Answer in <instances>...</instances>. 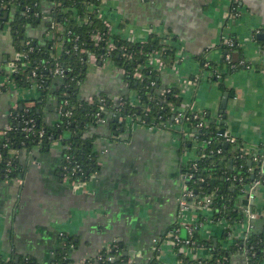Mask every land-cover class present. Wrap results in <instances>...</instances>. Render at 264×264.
<instances>
[{"label":"crops","instance_id":"0c3cea01","mask_svg":"<svg viewBox=\"0 0 264 264\" xmlns=\"http://www.w3.org/2000/svg\"><path fill=\"white\" fill-rule=\"evenodd\" d=\"M105 1L104 16L123 39L144 43L154 34L176 49L177 59L184 58L175 69L168 67L162 74L165 87L179 89L183 79L201 76L195 85L184 86L182 109L207 115L208 122H223L221 129L250 152L264 149V0ZM235 3L236 18L230 17ZM46 9L50 15V6ZM4 12L0 0V15L6 21L0 25V137L10 125L11 112L24 103L39 105L42 123L55 128L61 117L58 98L51 93L54 91L37 103L39 94L34 88L18 87L11 81V63L17 50L10 26L16 16L7 12L4 18ZM46 29L41 24L28 27L27 34L45 43ZM224 38L238 42L246 67L228 73L224 64L223 78L217 80L203 70L196 56L203 54L206 61L220 67ZM124 76L114 63L92 65L81 87L83 100L98 96L108 100L104 122L87 131L97 164L84 187L75 189L64 179L60 142H52L47 151H14L19 175L0 177V256L5 260L28 257L36 264H54L69 236L76 243L65 251L71 264H99L97 256L109 245H117L121 254H127V258L122 255L123 264H183L169 232L173 226L197 220L191 208L180 210L178 197L187 184L183 166L198 160L203 144L195 141L191 149H183L182 133L174 124L149 128L131 122L122 130V117L115 122V113L120 112L125 97L136 101V93ZM225 92L233 95L226 112L221 113ZM254 210L259 216L247 233L240 228L233 237L219 240L221 246L233 240L225 248L230 264H250L247 252L236 244L240 236L264 234V185L258 188ZM207 223L200 229L202 240L221 236L224 229L219 223ZM262 247L264 251V244ZM191 250L194 259L212 257L208 247Z\"/></svg>","mask_w":264,"mask_h":264},{"label":"trees","instance_id":"16d2710c","mask_svg":"<svg viewBox=\"0 0 264 264\" xmlns=\"http://www.w3.org/2000/svg\"><path fill=\"white\" fill-rule=\"evenodd\" d=\"M5 3L8 0H1ZM63 7L60 8L58 18L63 26L64 40V52L62 53V66L65 69V74L62 78L53 81L51 78L53 64L50 57L51 42L39 43L38 40L29 37L27 34L28 27H38L40 25L39 17L35 16L36 11L41 10L42 0H15V6L18 8L15 14V20L11 22V31L14 37L17 53H26L28 59L24 62L19 61L17 64L21 68L23 64H26L25 70H20L19 73H14L11 76V81L18 87L31 88L33 83H37L39 90V97L35 102L39 103L47 93L52 90L58 98V105L62 103L64 99H68L70 102V109L72 111V118L70 122L66 118H61L59 126L55 128H48L42 123L40 113L38 112L39 105L30 107L27 104H23L13 113L10 117L11 131L5 132L0 137V154L2 160L0 162V177L5 176L10 179L16 178L19 171V162L16 157H13V153L18 149H25L31 151L37 149L38 138L35 134L24 133V121L27 119H33L36 124V129L41 126L44 128L46 137L42 140L40 151L49 150V146L53 141L58 139V136H62L64 148L70 145V149L63 150L64 154L69 155L72 159L67 164L71 167L74 163H78L83 171V176L89 178V174L92 170H96L97 155L94 151L92 139L87 136V131L93 125H97L98 118L96 113L101 105V99L104 97L94 98L95 104L89 105L87 100L81 98V87L84 84L87 72H88V54L81 53L80 49H86L88 52L94 53L97 57L102 58L107 56V47L104 42H101L98 46H95L91 40V35L95 33L105 34L106 28L101 19L97 17L96 7L99 6L101 0H62ZM9 3V2H8ZM29 4L32 7V11L29 16H23L25 5ZM35 4H38L37 6ZM96 6L94 10H91V6ZM70 8H74L75 12ZM233 8H237V4H233ZM11 9V8H10ZM234 10L232 13H235ZM80 18L87 17L89 23L79 25L75 16ZM4 22L0 15V25ZM79 37L78 41L75 39ZM113 41L118 47L125 46L131 55V58L123 56L122 52L115 50L110 52L108 57L114 62L118 68H124L127 73L124 76L128 87L137 94L139 98V104H134L129 98L122 99L123 106L119 108L123 113V117H130L134 124L140 123L148 127L164 128L174 124V118L180 113L188 115L189 110L181 108L179 89L171 88V92L165 95L162 91L166 89L163 84V75L157 74L155 70L148 67L142 70L143 79L138 80L134 78L133 73L138 65L146 64L149 55L153 52H160L161 58L167 65H172L176 59V49L172 46L163 44L161 38L157 35H150L148 40L144 44L123 42L118 36H112ZM176 38H173V41ZM28 40L32 43L30 46L26 44ZM234 40L233 46H228L224 43L221 44L224 50V60L220 67L217 64H209L207 69L204 68L206 58L203 54L196 56L204 71L213 74L217 69L221 70L224 67L227 72L236 71L242 67H246V64L242 65L243 60L240 54V46L238 42ZM264 44V43H263ZM264 46V45H263ZM32 50H31V49ZM236 52H238L236 54ZM230 55V61H226V55ZM239 54V55H238ZM36 72L37 76L33 77L32 72ZM225 75V74H224ZM215 76V75H214ZM215 78V77H213ZM154 81L155 85H151ZM52 82V83H51ZM223 85V84H221ZM226 91V89L223 87ZM108 103V100L104 102V105ZM150 108L149 112H146V108ZM102 117H105V111H101ZM205 121H208L207 115L202 116ZM200 120L183 121L182 125L188 130V132L182 133V147L183 149H191L194 146L193 141L207 140L211 144L210 146L202 150V155L205 157L198 161V172L196 178L187 184V187L199 196H213L214 201L212 204V210L214 212L215 219H225L229 226L234 225L243 217V211L240 206L237 205L236 200L242 194L241 189L247 184H251L254 180H261L264 182V169L261 163L254 162L249 157L239 158V152L234 149L232 144H227L220 129L225 125L223 122L220 124L216 122H208L209 127L204 129L197 128V124ZM119 127V126H118ZM127 127L126 124L121 123L120 128L124 130ZM52 136L53 139L49 140L48 137ZM227 144V147H226ZM221 150V153H218ZM213 152V153H211ZM61 160L64 163L63 154ZM9 161L13 163L9 166ZM251 162V165H249ZM191 164L183 166V172H188ZM10 169L11 172H7ZM204 217L193 225V246L192 249L204 246L208 247L211 251L212 257L210 259L201 258V264H230V253L220 244L215 246L211 240H202L199 234L201 222H204ZM226 227L221 236L214 238L221 239L227 238L230 233V228ZM177 226H173L170 230H175ZM170 233V232H169ZM184 237V236H183ZM74 238L67 237L64 241V246L61 252L58 254L54 264H71L72 261L68 259L65 251L75 245ZM240 245L242 251L247 252L250 258V264H260L264 259V251L262 245L264 244V234L260 237L250 236L245 241L240 240L236 243ZM177 253L179 247H175ZM179 257L183 264H196L195 261L190 258H186L180 253ZM113 257L117 258L116 264H123L119 261L122 257L121 251L115 250L110 253ZM99 264H106L105 260L98 261ZM89 263V262H88ZM87 263V264H88ZM90 263H94L93 261ZM0 264H36L34 260L28 257H20L19 261L15 260L6 261L0 256Z\"/></svg>","mask_w":264,"mask_h":264},{"label":"built area","instance_id":"2783aa9c","mask_svg":"<svg viewBox=\"0 0 264 264\" xmlns=\"http://www.w3.org/2000/svg\"><path fill=\"white\" fill-rule=\"evenodd\" d=\"M236 1V0H234ZM9 2V3H8ZM7 3L1 1V7L3 10L9 12V13H14L16 14V11L18 10V8L15 6V0H8ZM105 0H101V3L99 4L98 7L92 5L91 6V10H94L96 7V12H97V17L99 19L102 20L105 28H106V32L105 34L102 33H95L93 35H91V40L94 42L95 46H98L101 42H104L108 51H107V56L99 58L97 57L94 53L88 52L86 49H80L81 53H87L88 54V68L91 67L92 65H98L100 64L102 67H105L107 64L114 63L109 57L108 55L110 54V52H113L115 50H118L122 52L123 56L131 58L130 53L128 52V49L125 46H120L118 47L117 44L113 41L112 36H118L120 38L121 41L123 42H132V43H136L132 40H127V39H123L120 35V33H116L115 31H113V25L110 19H107L104 16V7H105ZM36 6L38 4H35ZM47 6H50V10L49 13L50 15L46 14L47 11ZM63 7V1L62 0H42L41 2V10L42 13H40V11H36L35 12V16L39 19L40 24L41 25H46L47 29H46V33H45V43L47 42H51L52 46L50 47V57L52 60V64H53V70H52V75L51 78L53 79V81L58 80L59 78H62L65 74V69L62 66V53L64 52L63 48H64V36H63V26L59 21L58 18V13L60 11V8ZM11 8V9H10ZM32 7L27 4L25 5L24 8V12L22 13L23 16L28 17L29 13L32 11ZM71 11L75 12L74 8H70ZM234 10H236V8H233V5L230 7V17H238L239 13L236 10L235 13H232ZM75 20H77V23L79 25H84L89 23V21L87 20V17H83L80 18L79 16H75ZM79 37H77L75 39V41H78ZM147 42V41H146ZM144 42V43H146ZM32 43L31 40H28L26 42V44L28 46H30V44ZM44 43V44H45ZM144 43H140V44H144ZM224 44L228 45V46H233L234 45V40L231 38H224ZM164 44V43H163ZM31 49V48H30ZM32 50V49H31ZM178 56H176V59L174 61V63L172 65H167L166 63H164L163 59L161 58V53L160 52H153L149 55V58L146 62V64L144 65H138L136 70L133 73L134 78L138 79V80H142L143 77V72L142 70L146 67L155 70L159 75H162L168 67H173L175 65H177L179 62H182L184 60V58L181 56L179 59H177ZM26 59H28V55L24 52L22 53H17L16 57L14 59V61L11 63V68H12V73H19L20 70H25L26 69V64H23L22 67L20 68L19 65L17 64V62L19 61H25ZM226 61H230V55L227 54L225 57ZM210 62H206L204 65V68L207 69L209 67ZM241 64L244 65L246 64L245 61H241ZM203 68V69H204ZM175 69V68H174ZM118 70L123 73L124 75L127 73V71L124 68H118ZM215 75V76H214ZM32 76L36 77L37 73L34 71L32 72ZM213 77H215L217 80H221L223 78V74L221 72V70L217 69L213 74ZM199 78H201V76H197L196 80H189V79H183L182 80V85L179 88V92L180 93H185V88L184 86H187V84H193L195 85L197 82H199ZM52 83V82H51ZM151 85H155V82L152 81ZM31 88H34L37 92L39 90L38 84L37 83H33ZM171 92V88H166L162 91V94L165 95L167 93ZM179 93V96L182 95ZM39 94V93H38ZM136 101L134 104H139V98L137 97L136 94ZM106 98H102L101 99V105L99 107L98 112L96 113V116L98 118V123L100 122H104V118L102 117L101 111H105V105L104 102H106ZM87 102L89 103V105H93L95 104V100H87ZM124 103L121 102V106H123ZM70 102L68 99H64L62 101L61 104H59L58 107V114L60 115L61 118H66L68 120V122H70L71 118H72V111L70 109ZM18 109V108H17ZM16 109V110H17ZM15 110V111H16ZM184 110H188V109H184ZM11 112L10 117L13 115V113L15 112ZM150 108H146V112H149ZM189 114L186 115L184 113H180L178 114V116H176L174 118V125H176L177 127H179L180 132H188V130H186L184 128V125H182L183 121H190V120H200L197 124V128L199 129H204V128H208L209 127V123L208 121H205L204 118H202V116H204L203 114L199 113V112H194L192 109L189 110ZM122 122L126 121L129 123L132 122V119L130 117H122L121 118ZM173 125V126H174ZM167 127V126H166ZM149 128H154V127H149ZM12 128L10 125L7 126L5 132L11 131ZM24 133L26 134H35L36 138H38V145H37V149L41 148V144H42V140L46 137V133L44 128L41 126L39 129H36V124L35 121L31 118V119H27L24 121V127H23ZM5 134V133H4ZM3 134V135H4ZM224 140L227 144H232L234 146V149L236 151L239 152V158H246L249 157L251 160H253L254 162H259L262 165V168L264 169V149L262 150H257L255 152H250L246 149V145L244 143H242L241 141H239L236 137L232 136L231 134H229L228 132H225L223 135ZM49 140H52L53 137L50 136L48 137ZM62 140H64V138L62 136H58V139L54 142H60L62 144V150H64L66 148L70 149V145L66 146L64 148ZM195 143V141H193ZM202 149L205 150L210 146V142L207 140L202 141ZM35 150V149H34ZM63 152V151H62ZM213 153V152H211ZM218 153H221V150H218ZM63 154V158H64V163L62 162L61 165V170L62 173L64 175V179L75 189H79L81 187H84L87 183V180L90 179V177L92 176V174L95 173V171L92 170L91 173H88L90 176L89 178H87L86 176H83V171L80 167V165L78 163H74L71 167L67 164L68 162H71V157L67 154ZM205 157V155H202V152L198 158V160L193 161L190 165V167L188 169H190V171L188 172H183V179L184 180H189L192 181L193 179L196 178V173L198 172L199 166H198V161ZM2 160V156L0 154V162ZM13 162L9 161V166H11ZM7 172H11L10 169L7 170ZM22 180H20L21 182ZM264 185V182H262L261 180H254L252 181L251 184H247L245 186H243V188L241 189L242 194L237 198L236 203L238 206L241 207L242 211H243V217L240 220V222L229 226L227 224V221L225 219H220V220H215L214 218V212L212 210V204L214 201V197L213 196H209V195H205V196H199L196 195V193H194L193 190L189 189L187 187V184L185 185V188L183 189V192L181 193V195L178 197V203L180 206V210L183 211H190V208L197 213V220L195 223H189L186 225H183V227L178 226L175 230H171L169 233V240L172 241V244L174 246V250L175 247H179V252L181 255H183L186 258H190L191 260L195 261L196 264H201L200 259H194V254H192V248L191 246H193L194 242H193V235H194V228L192 227L193 225H195L199 220V215L204 214L206 212H210L211 216H204L205 219V223H200L199 225L201 226V228H203V226L208 222H217L219 223L221 226H223V229L225 230L226 227L229 226L230 228V233L229 236L233 237L235 231H237L240 228H244V233L248 232V228H249V223L252 220H255L256 218H258V214L257 212L254 210V202L256 199V194L258 191V188L260 186ZM246 229V230H245ZM201 231V230H199ZM182 232H185L186 235L183 237ZM200 236L201 233L199 232ZM248 238L247 234H244L242 236L239 237L240 240L245 241ZM214 238H210L209 240L212 241V243L214 244L213 241ZM206 240V241H209ZM218 240V244H219V239ZM118 247L117 245H109L106 247L105 251L101 254H99L97 256V260H105L106 264H116V261L118 260L117 258L113 257L112 255H110L111 252H113L114 250H117ZM6 261H10V260H6ZM119 261L121 263L123 262V259L120 258Z\"/></svg>","mask_w":264,"mask_h":264},{"label":"water","instance_id":"95a60500","mask_svg":"<svg viewBox=\"0 0 264 264\" xmlns=\"http://www.w3.org/2000/svg\"><path fill=\"white\" fill-rule=\"evenodd\" d=\"M4 18H7L8 17V13L7 12H4ZM233 94L232 93H229V92H225L224 95H223V99H222V102H221V113H225L226 112V109H227V106H228V100L230 98V96H232ZM123 117V113L119 112V113H115V119L114 121L117 122L119 120V118ZM124 124H126L127 126H129V123L124 121L122 122ZM226 132L225 128L221 129L220 130V134H224ZM226 147H227V144H226ZM249 165H251V162H249ZM190 181L187 180V184L189 183ZM255 220H252L250 223H249V226H253V223H254ZM263 221V220H262ZM264 222V221H263ZM214 241V245L217 246L218 245V240L217 238H214L213 239ZM123 257L125 256L127 258V254L125 253H122ZM20 259V257H16L15 261L18 262ZM127 259H125L126 261ZM133 262H131L130 264H132Z\"/></svg>","mask_w":264,"mask_h":264},{"label":"rangeland","instance_id":"374dc122","mask_svg":"<svg viewBox=\"0 0 264 264\" xmlns=\"http://www.w3.org/2000/svg\"><path fill=\"white\" fill-rule=\"evenodd\" d=\"M259 188H260V187H259ZM203 215L206 216L205 213H204V214L199 215V218L203 217ZM207 216H209V215H207ZM210 216H211V215H210ZM210 216H209V217H210ZM207 224L210 225V226H213V225H214L212 222H208ZM222 228H223V226H222ZM222 234H223V233H222ZM222 234H221V235H222ZM225 240H226V239H225ZM229 241H230V242H229ZM232 241H233L232 239H230V240H228V241H224L223 244H222V246H223L224 248H226V247H228L229 243H230V245H231Z\"/></svg>","mask_w":264,"mask_h":264}]
</instances>
